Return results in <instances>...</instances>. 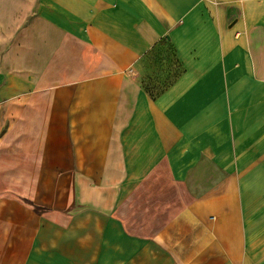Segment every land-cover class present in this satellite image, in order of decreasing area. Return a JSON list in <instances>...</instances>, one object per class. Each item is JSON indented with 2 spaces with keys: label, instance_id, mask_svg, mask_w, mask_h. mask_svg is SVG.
Here are the masks:
<instances>
[{
  "label": "crops",
  "instance_id": "obj_1",
  "mask_svg": "<svg viewBox=\"0 0 264 264\" xmlns=\"http://www.w3.org/2000/svg\"><path fill=\"white\" fill-rule=\"evenodd\" d=\"M0 264H264V0H0Z\"/></svg>",
  "mask_w": 264,
  "mask_h": 264
}]
</instances>
